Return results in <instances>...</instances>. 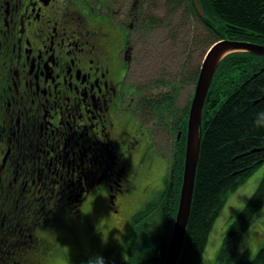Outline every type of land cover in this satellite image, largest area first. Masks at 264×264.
Instances as JSON below:
<instances>
[{
    "label": "flooded vegetation",
    "instance_id": "flooded-vegetation-1",
    "mask_svg": "<svg viewBox=\"0 0 264 264\" xmlns=\"http://www.w3.org/2000/svg\"><path fill=\"white\" fill-rule=\"evenodd\" d=\"M117 3L0 0V264H40L54 241L42 231L81 215L100 188L118 213L158 148L144 120L174 131L165 89L139 94L138 111L139 90L126 103L137 33Z\"/></svg>",
    "mask_w": 264,
    "mask_h": 264
},
{
    "label": "trees",
    "instance_id": "trees-1",
    "mask_svg": "<svg viewBox=\"0 0 264 264\" xmlns=\"http://www.w3.org/2000/svg\"><path fill=\"white\" fill-rule=\"evenodd\" d=\"M179 1L167 0L173 13L180 6ZM200 1L205 13L203 17L193 0H188V11H194L198 17V39L204 40L207 47L225 38L264 45V0ZM143 14L145 19L140 18V26L147 29L155 26L157 21L151 12L146 9ZM193 74L194 79L196 75L198 77L199 68ZM158 114H161L159 109ZM257 121L264 122V56L248 51L229 53L217 67L203 108L194 196L177 264H203L215 218L229 193L263 164L264 123L258 125ZM184 123L185 132L176 144L178 154H175V161L166 175L164 189L133 214V238L127 258L107 259L109 253H106L102 255L105 264L164 263L183 184L187 118ZM263 204L264 175L224 237L218 255L219 264H229L235 257L245 230ZM95 257L89 258L86 264ZM237 264H264V244L254 257L244 253Z\"/></svg>",
    "mask_w": 264,
    "mask_h": 264
},
{
    "label": "rangeland",
    "instance_id": "rangeland-1",
    "mask_svg": "<svg viewBox=\"0 0 264 264\" xmlns=\"http://www.w3.org/2000/svg\"><path fill=\"white\" fill-rule=\"evenodd\" d=\"M118 2L117 21L123 17L122 23H127L126 28L130 27L134 31L133 36L137 33L131 42L135 46L128 72L131 87L127 89L126 103L128 105L131 102L130 105L133 107L134 92L139 90L138 111L139 94L145 96L155 90L165 89L170 96H174L168 112L172 114L176 126L174 131H165L155 125L154 120L150 123L149 120H144L145 126L152 129L153 139L157 141L158 148L151 150L147 159L131 175L129 197L120 204L119 212L111 210L107 192L100 188L99 191L103 193H97L81 215L74 213L75 217L64 218L63 223H52L53 226H49L47 233L42 231L41 235H47L54 241L52 251L46 254L40 264H86L89 258L106 253H109L107 259L119 256L127 258L128 246L133 238L131 232L133 214L164 189L166 175L172 168L175 154H178L176 140L181 137L179 124L183 114L189 112L194 96L198 77L196 75L194 79L193 71L198 68L200 71L210 47H207L204 40L198 39L200 29L198 17L194 11H188V0H180V6L174 13L169 8L167 0H118ZM146 9L157 21L155 26L148 29L140 26V18L145 19L143 13ZM136 16L137 30L134 29L136 26L132 29V19ZM124 118L126 120L123 127L125 125L127 127L126 123L131 116ZM184 132L183 129L182 134ZM263 175L264 162L244 183L229 193L215 218L203 254V264H219L218 255L224 237L239 210L247 204L258 188ZM263 244L264 204L245 230L238 251L229 264H237L244 253L254 257ZM38 253L40 256L44 254L42 249Z\"/></svg>",
    "mask_w": 264,
    "mask_h": 264
},
{
    "label": "water",
    "instance_id": "water-1",
    "mask_svg": "<svg viewBox=\"0 0 264 264\" xmlns=\"http://www.w3.org/2000/svg\"><path fill=\"white\" fill-rule=\"evenodd\" d=\"M199 14L205 15L201 1L193 0ZM248 51L264 56V45L240 41L236 39H221L209 48L200 67L194 96L190 106L188 131L185 151V165L180 204L177 212L172 237L169 242L166 259L163 264H177L189 221L194 196L197 167L202 142V118L204 104L217 67L229 53Z\"/></svg>",
    "mask_w": 264,
    "mask_h": 264
},
{
    "label": "clouds",
    "instance_id": "clouds-1",
    "mask_svg": "<svg viewBox=\"0 0 264 264\" xmlns=\"http://www.w3.org/2000/svg\"><path fill=\"white\" fill-rule=\"evenodd\" d=\"M262 123H264V122H262V121H257V124L259 125V124H262ZM97 262H101V264H105V259H104V257H102V256H97V257H95L93 260H91L90 262H89V264H97Z\"/></svg>",
    "mask_w": 264,
    "mask_h": 264
}]
</instances>
